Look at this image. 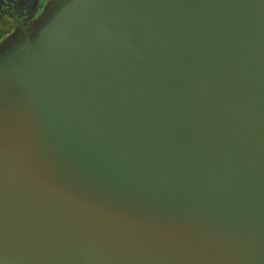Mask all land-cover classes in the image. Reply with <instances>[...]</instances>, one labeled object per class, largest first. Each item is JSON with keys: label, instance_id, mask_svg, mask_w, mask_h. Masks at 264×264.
Returning <instances> with one entry per match:
<instances>
[{"label": "water", "instance_id": "obj_1", "mask_svg": "<svg viewBox=\"0 0 264 264\" xmlns=\"http://www.w3.org/2000/svg\"><path fill=\"white\" fill-rule=\"evenodd\" d=\"M0 264H264V0H49L0 55Z\"/></svg>", "mask_w": 264, "mask_h": 264}, {"label": "flooded vegetation", "instance_id": "obj_2", "mask_svg": "<svg viewBox=\"0 0 264 264\" xmlns=\"http://www.w3.org/2000/svg\"><path fill=\"white\" fill-rule=\"evenodd\" d=\"M48 2L0 0V55L36 37Z\"/></svg>", "mask_w": 264, "mask_h": 264}, {"label": "rangeland", "instance_id": "obj_3", "mask_svg": "<svg viewBox=\"0 0 264 264\" xmlns=\"http://www.w3.org/2000/svg\"><path fill=\"white\" fill-rule=\"evenodd\" d=\"M42 2H44V1H48V0H41Z\"/></svg>", "mask_w": 264, "mask_h": 264}]
</instances>
